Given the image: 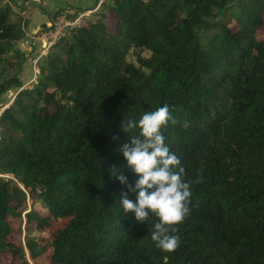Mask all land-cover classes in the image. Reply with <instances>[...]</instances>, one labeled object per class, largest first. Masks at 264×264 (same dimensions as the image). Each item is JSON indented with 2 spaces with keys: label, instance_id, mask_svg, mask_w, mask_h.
<instances>
[{
  "label": "trees",
  "instance_id": "16d2710c",
  "mask_svg": "<svg viewBox=\"0 0 264 264\" xmlns=\"http://www.w3.org/2000/svg\"><path fill=\"white\" fill-rule=\"evenodd\" d=\"M97 1L0 116V264H264V0ZM24 40L0 10V64L22 68ZM163 104L191 189L171 253L150 239L155 217L122 214L136 194L111 176L136 179L123 120Z\"/></svg>",
  "mask_w": 264,
  "mask_h": 264
},
{
  "label": "clouds",
  "instance_id": "9594fccd",
  "mask_svg": "<svg viewBox=\"0 0 264 264\" xmlns=\"http://www.w3.org/2000/svg\"><path fill=\"white\" fill-rule=\"evenodd\" d=\"M170 122L174 124L175 119L167 104L143 112L139 119H124L122 130L128 133L129 142L119 151L136 179L129 184L122 169L114 166L111 171L112 177L136 194L135 202L127 193L119 197L122 214L131 213L136 223L148 224L149 218L155 217L150 239L164 253L175 251L179 245L175 226L188 214L191 196L180 159L165 140L164 129ZM133 130L136 133L130 135Z\"/></svg>",
  "mask_w": 264,
  "mask_h": 264
},
{
  "label": "rangeland",
  "instance_id": "374dc122",
  "mask_svg": "<svg viewBox=\"0 0 264 264\" xmlns=\"http://www.w3.org/2000/svg\"><path fill=\"white\" fill-rule=\"evenodd\" d=\"M97 5H98L97 0H12V1L0 0V10H5L7 7H9L11 11L14 13L15 18L21 21V24L22 26H24L26 33L29 32V25L32 21L38 22V25L40 27L35 33V36L42 38L44 42L46 41L45 40L46 36L45 35L43 36V34L49 31L52 26L59 27L60 25H62L63 20L64 22H72L75 21L77 18H80V22L77 25L71 27L72 29L81 26L84 21L86 22L92 20L93 19L92 15L96 10ZM86 7L89 8L90 11L85 10L84 8ZM76 8H78L81 12L76 19H72L70 18L72 15H70L69 13L76 10ZM44 20H48V25L42 24ZM65 35L66 33L64 34V36ZM33 36L34 34H32V37ZM257 38L264 39V31L259 32L257 34ZM26 40L20 43H25ZM32 41L35 42L34 40ZM45 43L46 46L41 50V54L38 58H36L37 55L36 56L29 55V58H27L24 55L25 60L27 62L25 61L22 68H20V65L17 62L13 63L14 65L12 66H10L11 63H6V61L1 62L0 81H2V85L4 81H11L12 79L15 78L17 80H19L20 78V80L24 83H22V87L12 88L10 91L6 93H1L0 91V116L3 113V111L12 104L13 100L16 98V96L22 89L32 88L36 85L39 76V67L44 63V58L51 50L50 49L51 47L47 45V42ZM136 52L137 51H134V53L133 52L130 53V55L127 58L129 62H135L134 54H136ZM141 55L145 58L150 57V53L148 51H142ZM9 62H13V61H9ZM24 66L26 68L25 73H28L27 77L24 76L25 73L21 74L23 72ZM11 177L12 176H5V179ZM29 207H30V202H29ZM24 221H25V216H24ZM34 236L35 237L39 236V233H35ZM26 254L30 264H34V261L31 259L28 251ZM38 263L46 264V261L44 259H40Z\"/></svg>",
  "mask_w": 264,
  "mask_h": 264
},
{
  "label": "crops",
  "instance_id": "0c3cea01",
  "mask_svg": "<svg viewBox=\"0 0 264 264\" xmlns=\"http://www.w3.org/2000/svg\"><path fill=\"white\" fill-rule=\"evenodd\" d=\"M84 9L90 11V9L87 8V7L84 8ZM42 24L48 25V20H44L42 22ZM39 27L40 26L38 25V22H33L32 21L30 23V25H29V32L26 33V36H27L26 39L27 40L25 41V43H19L16 46L17 51L20 52L21 54L25 55L27 58H29V55H33V56H36L37 55L36 58H38L40 56V54H41V50L46 46V43L44 42V40L42 38H39V37H36L35 36V33L37 32V30L39 29ZM32 34H34V36H35V37L33 36L34 38L32 37ZM32 40H34L35 42H33ZM25 71H26V68L24 66L23 67V72L21 74H24ZM24 76L27 77L28 76V73H25ZM19 81L21 83H24V82H22L20 80V78H19Z\"/></svg>",
  "mask_w": 264,
  "mask_h": 264
},
{
  "label": "built area",
  "instance_id": "2783aa9c",
  "mask_svg": "<svg viewBox=\"0 0 264 264\" xmlns=\"http://www.w3.org/2000/svg\"><path fill=\"white\" fill-rule=\"evenodd\" d=\"M80 22V18H77L72 22H64L59 27L52 26L49 31L45 32L43 36H46L47 45L52 47L55 42L60 40L68 30L72 29L71 27L77 25Z\"/></svg>",
  "mask_w": 264,
  "mask_h": 264
},
{
  "label": "water",
  "instance_id": "95a60500",
  "mask_svg": "<svg viewBox=\"0 0 264 264\" xmlns=\"http://www.w3.org/2000/svg\"><path fill=\"white\" fill-rule=\"evenodd\" d=\"M0 84L2 85V81H0Z\"/></svg>",
  "mask_w": 264,
  "mask_h": 264
}]
</instances>
